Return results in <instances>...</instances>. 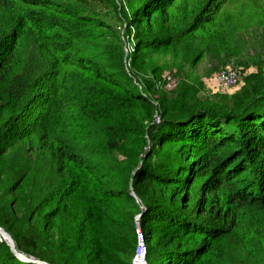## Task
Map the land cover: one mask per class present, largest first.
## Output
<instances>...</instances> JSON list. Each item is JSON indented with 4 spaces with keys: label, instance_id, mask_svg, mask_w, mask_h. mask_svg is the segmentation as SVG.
<instances>
[{
    "label": "trees",
    "instance_id": "obj_1",
    "mask_svg": "<svg viewBox=\"0 0 264 264\" xmlns=\"http://www.w3.org/2000/svg\"><path fill=\"white\" fill-rule=\"evenodd\" d=\"M226 1L126 0L127 67L97 11L0 0V227L20 252L133 264L142 232L147 264H206L222 241L264 233V55L245 53L241 35L264 27V6L227 22ZM234 57L246 73L232 94L200 97L186 81L170 94L147 79ZM0 264L38 263L3 240Z\"/></svg>",
    "mask_w": 264,
    "mask_h": 264
},
{
    "label": "rangeland",
    "instance_id": "obj_2",
    "mask_svg": "<svg viewBox=\"0 0 264 264\" xmlns=\"http://www.w3.org/2000/svg\"><path fill=\"white\" fill-rule=\"evenodd\" d=\"M81 5L88 7L92 10L100 13L104 20L112 24L115 29L119 32L124 41V50L126 55V63L128 64V56L130 51L134 47V35H127V24L124 20L125 13L129 15L132 13V6L129 3H126V0H114L115 5H110L106 0H75ZM264 6V0H227L222 6L219 15L224 17V20L227 22L232 19H236L241 23H244V20H247L246 14L249 11H253L254 17L259 16L261 11L257 6ZM117 6V7H116ZM120 20H119V19ZM235 21V20H234ZM246 22V21H245ZM264 27H248L244 29L241 35H244L242 39L245 40L244 52L248 53L249 56H255L256 54L264 55ZM102 31H105L104 28H101ZM263 39L261 40L260 38ZM262 41V42H261ZM161 62H170V55H161ZM236 57L232 59L226 66H218L216 61H213L209 58H204L199 61L193 67L186 65L183 68V71L178 72L177 69L172 70V68H165L158 74V79L153 80L150 75H147V79L156 84V87H160L163 91L172 93L182 86L183 82L186 81L194 86L196 93L200 97H207L209 95L220 93V94H232L239 89V87L245 83V73L242 71V67L235 65ZM165 60V61H164ZM163 64V63H162ZM168 66V65H167ZM166 66V67H167ZM248 73L256 71L255 66H251ZM223 69H236L240 72L241 81L232 89H226L215 85L216 74ZM172 77V85L169 87L166 84V78ZM143 86L145 85L142 82ZM143 88V87H142ZM145 90V88H144ZM153 95V93H151ZM149 93V95L151 96ZM146 95L148 93L146 92ZM155 118V117H154ZM148 144L151 145V141H148ZM264 230V229H263ZM262 230V232H264ZM264 233L261 235L254 234V238L251 243L247 246L242 247L239 245V236L235 237L234 240L227 239L220 243L216 251L208 256L206 264H264ZM0 241H3L1 239ZM140 239V236H139ZM5 241V240H4ZM138 252V250H137Z\"/></svg>",
    "mask_w": 264,
    "mask_h": 264
},
{
    "label": "built area",
    "instance_id": "obj_3",
    "mask_svg": "<svg viewBox=\"0 0 264 264\" xmlns=\"http://www.w3.org/2000/svg\"><path fill=\"white\" fill-rule=\"evenodd\" d=\"M240 81H241L240 72L236 69H223L219 71L215 77V85L226 88V89H232L238 86ZM172 82H173L172 77L168 76L166 78V84L169 87H171ZM155 121L156 122L160 121V116L158 114L155 115ZM139 236H140V239H139V245H138V252L136 253L134 257L133 264H147L148 250L145 244V238L142 232H139Z\"/></svg>",
    "mask_w": 264,
    "mask_h": 264
},
{
    "label": "water",
    "instance_id": "obj_4",
    "mask_svg": "<svg viewBox=\"0 0 264 264\" xmlns=\"http://www.w3.org/2000/svg\"><path fill=\"white\" fill-rule=\"evenodd\" d=\"M0 234L2 235V237L4 238V240L8 243V245L11 247V249L13 250V252L23 261H28V262H35L38 264H50L49 262L45 261V260H41V259H37L34 257H30L27 254H24L22 252H20L17 248L16 242L14 240V238L12 237V235L5 230L4 228L0 227Z\"/></svg>",
    "mask_w": 264,
    "mask_h": 264
}]
</instances>
